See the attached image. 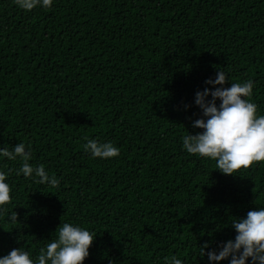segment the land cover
Segmentation results:
<instances>
[{
	"label": "trees",
	"instance_id": "1",
	"mask_svg": "<svg viewBox=\"0 0 264 264\" xmlns=\"http://www.w3.org/2000/svg\"><path fill=\"white\" fill-rule=\"evenodd\" d=\"M219 69L225 87L254 81L264 115V0H54L31 11L0 0V147L24 142L29 163L59 180L39 184L0 158L11 196L0 256L38 255L67 221L96 235L84 264H208L199 247L234 238L232 219L264 206V161L225 175L182 148L202 131L195 93ZM85 137L120 154L92 158Z\"/></svg>",
	"mask_w": 264,
	"mask_h": 264
},
{
	"label": "clouds",
	"instance_id": "2",
	"mask_svg": "<svg viewBox=\"0 0 264 264\" xmlns=\"http://www.w3.org/2000/svg\"><path fill=\"white\" fill-rule=\"evenodd\" d=\"M25 11L37 7L50 9L54 0H15ZM227 74L219 69L214 78L205 80L202 91L195 93L194 104L201 109L202 117L192 122L195 134L182 136V148L189 154L215 162L216 170L225 175H239L254 162L264 161V115L258 114L257 105L251 100L254 81L230 82ZM219 101V103H217ZM185 109L190 107L184 105ZM84 151L92 158L110 159L120 154V149L111 141L85 137ZM0 158L20 160L17 175L36 180L39 184L56 186L59 180L49 175L44 165L35 167L29 163L32 158L29 145L19 142L11 149L0 147ZM7 173L0 171V215L8 212L10 185ZM10 221L17 220V213L11 212ZM234 238L220 241L213 247L205 242L200 246L201 257L208 264H264V206L250 209L244 217H234L230 223ZM95 233L78 224L61 222L51 240L33 254L23 247L12 248L0 256V264H84L90 255ZM168 264H183L175 255Z\"/></svg>",
	"mask_w": 264,
	"mask_h": 264
}]
</instances>
